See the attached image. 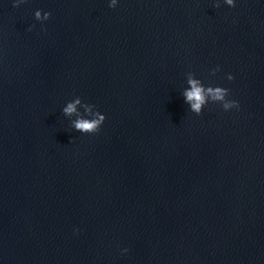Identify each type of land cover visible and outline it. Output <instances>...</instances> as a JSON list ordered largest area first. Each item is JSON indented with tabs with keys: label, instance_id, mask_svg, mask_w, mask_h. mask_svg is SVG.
<instances>
[{
	"label": "water",
	"instance_id": "95a60500",
	"mask_svg": "<svg viewBox=\"0 0 264 264\" xmlns=\"http://www.w3.org/2000/svg\"><path fill=\"white\" fill-rule=\"evenodd\" d=\"M0 264H264V0H0Z\"/></svg>",
	"mask_w": 264,
	"mask_h": 264
}]
</instances>
